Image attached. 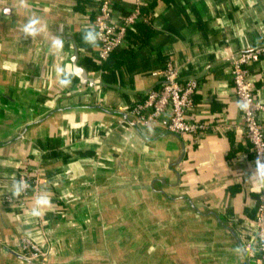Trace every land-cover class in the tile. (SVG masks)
I'll return each instance as SVG.
<instances>
[{
  "label": "crops",
  "instance_id": "crops-1",
  "mask_svg": "<svg viewBox=\"0 0 264 264\" xmlns=\"http://www.w3.org/2000/svg\"><path fill=\"white\" fill-rule=\"evenodd\" d=\"M97 5L0 0V264H30L13 252L24 235L47 250L42 264H129L131 256L138 264H261L262 176L230 59L264 41V0H152L100 63L99 41L83 40ZM131 5L117 0L115 10ZM32 18L40 31L25 35ZM75 58L94 83L77 77ZM168 59L180 80L200 81L192 115L208 122L196 141L186 134L185 151L178 137L154 129L147 138L117 111L159 84L154 72ZM57 66L72 73L66 87ZM249 68L264 101V58ZM25 162L41 168L39 200L48 205L23 196Z\"/></svg>",
  "mask_w": 264,
  "mask_h": 264
},
{
  "label": "built area",
  "instance_id": "built-area-1",
  "mask_svg": "<svg viewBox=\"0 0 264 264\" xmlns=\"http://www.w3.org/2000/svg\"><path fill=\"white\" fill-rule=\"evenodd\" d=\"M117 0H97L92 26L102 33L97 51L98 62L111 57L112 52L123 44L128 32L135 28L140 19L146 17L142 8L152 0H130L131 6L126 11H116ZM264 58V41L248 48L233 52L231 55V75L241 108V122L244 134L251 144L256 167L262 176V189L259 195V205L256 212L258 250L261 264H264V101L255 93V84L249 65ZM155 75L160 76L156 87L150 88L133 104L125 108L146 129L169 130L185 138L192 134L194 141L201 131L207 128L208 122L193 118L195 108L194 95L200 87V81L190 77L180 80V69L172 59H168L165 67ZM246 104L247 108L241 107ZM41 168L30 165L29 162L20 168L18 185L23 194H32L36 200L40 197ZM44 233V230H42ZM14 252L23 257L42 261L47 250L41 247L31 237L24 235L19 249Z\"/></svg>",
  "mask_w": 264,
  "mask_h": 264
},
{
  "label": "clouds",
  "instance_id": "clouds-1",
  "mask_svg": "<svg viewBox=\"0 0 264 264\" xmlns=\"http://www.w3.org/2000/svg\"><path fill=\"white\" fill-rule=\"evenodd\" d=\"M40 24V21L38 18H32L30 19L24 26H23V32L25 35H31L35 36L40 29L38 28V25ZM102 38V33L98 32L95 27H87L84 30L83 34V40L86 44L95 46L97 44V41ZM52 47L59 51L63 48V41L59 38H56L52 41ZM56 74L59 78V84L61 86H68L71 83V75L72 73L69 72L66 68L57 66L56 67ZM241 107L247 108L246 104H241ZM41 205H48L50 201L48 199H41L38 201ZM35 215H38V211H34Z\"/></svg>",
  "mask_w": 264,
  "mask_h": 264
},
{
  "label": "water",
  "instance_id": "water-1",
  "mask_svg": "<svg viewBox=\"0 0 264 264\" xmlns=\"http://www.w3.org/2000/svg\"><path fill=\"white\" fill-rule=\"evenodd\" d=\"M77 59L75 58L73 60V71L74 73L77 75V77L81 80L82 83H94V78L89 76L87 74V71L84 67L80 66L77 61ZM147 92V91H146ZM103 109H106L105 107ZM109 110V109H108ZM117 111H120L124 116H125V120L131 124L132 126H134L143 136L145 137H149L147 135V132L150 131L149 129H146V127L142 124H140L137 119L126 109H123L122 111L121 110H117ZM152 131V130H151ZM159 132H162V133H167V134H172L176 137L179 138V140L181 141V145H182V149L185 151V147H186V143L183 139V137L178 134V133H175V132H171L169 130H161ZM23 135V134H22ZM21 135V136H22ZM189 203L192 207L196 208V205L194 202H192L191 200H189ZM198 210V209H197ZM199 211V210H198ZM230 226V227H229ZM228 228L231 229V231L233 232V234L235 235V237H237V239L239 240L240 244H241V247L243 249V251L245 252L246 256L249 257V251H248V248L247 246L241 241V239L239 238V236L234 232L233 228L231 227V225H229ZM14 252V251H13ZM17 256L27 260L30 264H42V261H34V260H30V259H27L25 257H23L22 255L18 254L17 252H14Z\"/></svg>",
  "mask_w": 264,
  "mask_h": 264
},
{
  "label": "rangeland",
  "instance_id": "rangeland-1",
  "mask_svg": "<svg viewBox=\"0 0 264 264\" xmlns=\"http://www.w3.org/2000/svg\"><path fill=\"white\" fill-rule=\"evenodd\" d=\"M124 253H125V251H124ZM121 254V256H120V258H122V252L120 253ZM117 255V254H116ZM127 255V254H126ZM126 255H125V257H126ZM132 255V252L130 253V255L128 256V258L130 257ZM118 256V255H117ZM119 257V256H118ZM137 257V256H136ZM113 258H114V255L111 257V261H113ZM128 260H130L129 261V264H138V262H137V260L134 258V256H131Z\"/></svg>",
  "mask_w": 264,
  "mask_h": 264
},
{
  "label": "trees",
  "instance_id": "trees-1",
  "mask_svg": "<svg viewBox=\"0 0 264 264\" xmlns=\"http://www.w3.org/2000/svg\"><path fill=\"white\" fill-rule=\"evenodd\" d=\"M136 26V25H135ZM136 28V27H135Z\"/></svg>",
  "mask_w": 264,
  "mask_h": 264
}]
</instances>
